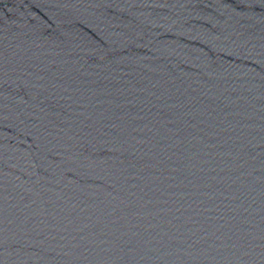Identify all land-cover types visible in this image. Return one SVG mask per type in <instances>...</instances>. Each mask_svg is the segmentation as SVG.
Listing matches in <instances>:
<instances>
[{"label":"water","instance_id":"water-1","mask_svg":"<svg viewBox=\"0 0 264 264\" xmlns=\"http://www.w3.org/2000/svg\"><path fill=\"white\" fill-rule=\"evenodd\" d=\"M0 264H264V0H0Z\"/></svg>","mask_w":264,"mask_h":264}]
</instances>
